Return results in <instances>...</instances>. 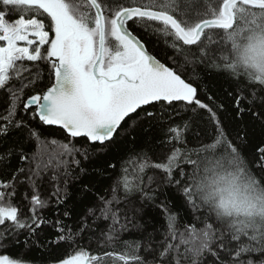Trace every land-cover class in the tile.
Returning <instances> with one entry per match:
<instances>
[{
	"label": "snow or ice",
	"instance_id": "1",
	"mask_svg": "<svg viewBox=\"0 0 264 264\" xmlns=\"http://www.w3.org/2000/svg\"><path fill=\"white\" fill-rule=\"evenodd\" d=\"M244 41L264 46V0H0V264H264V138L248 151L264 81L238 68ZM160 57L224 80L196 86ZM46 126L70 139L49 149ZM37 142L47 160L25 167Z\"/></svg>",
	"mask_w": 264,
	"mask_h": 264
},
{
	"label": "trees",
	"instance_id": "2",
	"mask_svg": "<svg viewBox=\"0 0 264 264\" xmlns=\"http://www.w3.org/2000/svg\"><path fill=\"white\" fill-rule=\"evenodd\" d=\"M163 45L162 44H157V46L155 48L152 47V45H149V48L153 51L156 52V54L159 56V49L162 48ZM170 47V45H169ZM169 55H171V52H169ZM162 62H165L166 65L168 66H172L174 68H179V72L182 74V78H185L187 82H191L196 86H200L202 84H207L208 87L212 90V91H216L217 87H218V83L222 82L224 80V73L220 72V73H213V72H209L206 71V69L201 66L200 63L198 62H194V63H189L187 65L183 64V61H181L180 65H173L172 62L170 60H166L163 57H160ZM178 60H180V57H177ZM200 75L203 77V79H197V75ZM217 95H219V93H217ZM222 99V97H221ZM4 107V94L0 93V109H2ZM228 131L230 134H234L236 131V124L235 122H231V123H227L226 124ZM48 127V131L44 133V136L46 137L45 140V144L48 146L49 149H51L52 146L50 144V141L52 139H56L60 142H68V140L70 138L67 137V134L63 132V130L57 129L55 128V126H46ZM264 138V135H262L261 131L257 128L255 130H251L250 131V140H251V144L249 145L248 151L250 152L252 150V148L262 139ZM77 143H79V140L76 141ZM45 145H42L40 143H32L29 144L27 146V154L29 157L28 161L24 162V166L27 167L29 166L30 162L32 161L33 156H36L37 160L35 162H39L41 159H43L44 161L47 160V157H41V153L43 151ZM131 145H119V146H114L112 149V152L110 153V155L107 157L108 159H113V162H116V158L118 157L119 154H122V151L125 150L126 148H130ZM65 159H68L69 161V168L73 169L74 171H77L75 169V165L71 164V160L68 157H65ZM82 163H84L82 161ZM110 173L112 172V170H109ZM189 171H191V168L189 167ZM52 175V172L49 171L44 179H45V187H47V181H48V177ZM63 179V177H61V180ZM95 182L97 184V186L101 189V192L104 194H109L106 190L109 188V186L114 183V179L111 176H104V177H96L95 178ZM68 191L70 193V198L68 200V205L69 207H76L77 210L82 209L83 205L81 204V201L79 199V183L77 181H74L72 179L71 176L68 177ZM163 192L164 189L161 190V199H163ZM168 192V197L171 201H173V206L176 207L178 206V202L181 199V197H179L175 191L171 188L167 189ZM85 203H88V201H85ZM179 220L181 222V224H183V222L185 220L187 221H191L192 220V216L190 214H188L186 211L179 217ZM144 221L145 223L148 225L149 228L152 227H159L160 225H162L164 223L163 219H162V213L161 210L159 208H156L155 206H150L147 207L145 210V215H144ZM180 230H183V228L181 227ZM135 235V230H133V232L131 234L129 233H125L124 234V238L125 239H131L133 236ZM85 247H91V249L93 250V252H95L96 250V245L95 243H93L92 245H87L85 244ZM5 251H9L11 252L13 255H15L17 252L21 251L20 247H14L12 249H7ZM30 256H35L37 255L36 252H30L29 253Z\"/></svg>",
	"mask_w": 264,
	"mask_h": 264
},
{
	"label": "clouds",
	"instance_id": "3",
	"mask_svg": "<svg viewBox=\"0 0 264 264\" xmlns=\"http://www.w3.org/2000/svg\"><path fill=\"white\" fill-rule=\"evenodd\" d=\"M237 66L255 79L257 76L264 81V46L256 43L250 46L248 41L241 42L238 51Z\"/></svg>",
	"mask_w": 264,
	"mask_h": 264
}]
</instances>
